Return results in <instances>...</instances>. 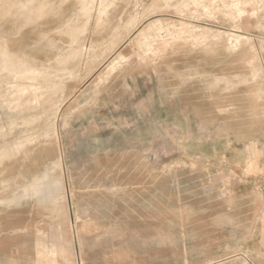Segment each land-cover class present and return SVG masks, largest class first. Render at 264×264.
I'll return each mask as SVG.
<instances>
[{"label":"rangeland","instance_id":"1","mask_svg":"<svg viewBox=\"0 0 264 264\" xmlns=\"http://www.w3.org/2000/svg\"><path fill=\"white\" fill-rule=\"evenodd\" d=\"M259 248L264 0H0V264Z\"/></svg>","mask_w":264,"mask_h":264},{"label":"crops","instance_id":"2","mask_svg":"<svg viewBox=\"0 0 264 264\" xmlns=\"http://www.w3.org/2000/svg\"><path fill=\"white\" fill-rule=\"evenodd\" d=\"M259 250H264V248H259ZM230 258H222V259H216V260H211V261H206L204 263L200 262V261H195V260H191L194 262V264H225V262H227L226 260H228ZM249 260V259H248ZM192 262V263H193ZM253 264H264V253L263 252H258L256 253V256L253 258Z\"/></svg>","mask_w":264,"mask_h":264}]
</instances>
